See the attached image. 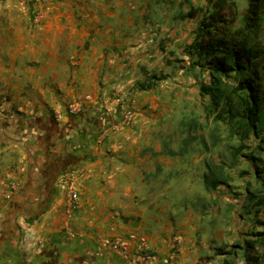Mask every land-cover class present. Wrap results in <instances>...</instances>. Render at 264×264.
Here are the masks:
<instances>
[{"label":"crops","instance_id":"1","mask_svg":"<svg viewBox=\"0 0 264 264\" xmlns=\"http://www.w3.org/2000/svg\"><path fill=\"white\" fill-rule=\"evenodd\" d=\"M203 2L0 0V264H225L219 249L262 220L249 193L264 181L243 196L205 185L211 101L185 53Z\"/></svg>","mask_w":264,"mask_h":264},{"label":"trees","instance_id":"2","mask_svg":"<svg viewBox=\"0 0 264 264\" xmlns=\"http://www.w3.org/2000/svg\"><path fill=\"white\" fill-rule=\"evenodd\" d=\"M208 3L213 11L199 21L185 53L190 68L209 77L200 85L202 96L210 98L214 120L225 124L230 135L240 141L233 155L254 160L256 178L263 182L264 161L242 152H264V0H247L246 11L235 14L232 22L225 15L228 0ZM196 10L193 8L187 16L195 18ZM164 79V75H153L139 85L140 90H149ZM204 179L207 189L227 186L229 181L228 177L220 179L214 171ZM249 194L258 216L264 208V197ZM219 254L226 256L225 264H264V220H257L254 229L229 250L219 249ZM240 255L242 262L237 260Z\"/></svg>","mask_w":264,"mask_h":264},{"label":"rangeland","instance_id":"3","mask_svg":"<svg viewBox=\"0 0 264 264\" xmlns=\"http://www.w3.org/2000/svg\"><path fill=\"white\" fill-rule=\"evenodd\" d=\"M201 6L197 8V24L199 21L205 17L209 16V13L213 11L211 4L208 3V0H203ZM247 0H228V6L226 7L225 15L227 19L231 22L235 19V14L237 16L238 13H243L247 9ZM192 74L196 77V81H204L201 80L202 73L200 70L193 71ZM200 85V84H198ZM1 99V97H0ZM206 113L208 116L212 118L207 126V138H202V142L210 147V152L212 153L210 157V169L208 174H212L214 171L217 174V177L222 179L223 177H228V185H222L221 190L223 193L233 194L236 196H243L248 192L250 187H254L256 184V175H255V161H251L244 156H234L233 153L240 146V141L236 137H232L229 132V128L221 123L216 122L214 120L215 112L210 105L206 109ZM254 148V147H253ZM243 155H253L257 159H261L264 161V152L251 150H244L242 152ZM217 159V160H216ZM216 161V162H215ZM262 166L264 164H261ZM258 186V185H257ZM261 188L260 196L264 197V190ZM211 204L212 201H209ZM203 204L208 205V201L205 198H202L200 202H192V205ZM202 207V206H200ZM243 210L240 213H236V218L240 221H243L240 217L242 215ZM261 219L264 220V214L260 215ZM237 221V220H235ZM232 220V222H235ZM245 221V220H244ZM251 223L255 224V222L251 221ZM252 226V225H251ZM229 246V245H228ZM227 245L224 247L226 250H229L230 247ZM239 262H242L243 257L240 255L237 259Z\"/></svg>","mask_w":264,"mask_h":264},{"label":"built area","instance_id":"4","mask_svg":"<svg viewBox=\"0 0 264 264\" xmlns=\"http://www.w3.org/2000/svg\"><path fill=\"white\" fill-rule=\"evenodd\" d=\"M86 100H91L90 96L86 97ZM84 109V104L81 101H74L70 106L68 107V113L71 116H75L79 114ZM0 114H5L4 108L0 105ZM57 119L60 118L59 114L55 115ZM132 118V112L126 111L124 113V119L130 120ZM61 183L67 187L69 190V198L67 201V215L70 219H73L75 215L80 211L81 209V202L79 194L76 190V182L74 181V177L72 174L66 175ZM10 197V195H9ZM136 239V235L131 234L129 236V240L133 241ZM130 244L129 243H120V242H112L110 243V249L112 252H114L116 255H118L121 258H127L130 254Z\"/></svg>","mask_w":264,"mask_h":264}]
</instances>
